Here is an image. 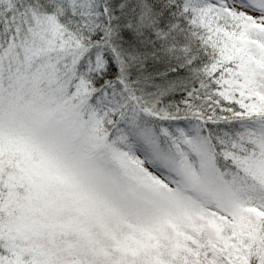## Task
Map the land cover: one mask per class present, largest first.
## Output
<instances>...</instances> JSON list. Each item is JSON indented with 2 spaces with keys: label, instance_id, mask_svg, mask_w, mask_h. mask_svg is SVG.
<instances>
[{
  "label": "snow or ice",
  "instance_id": "1",
  "mask_svg": "<svg viewBox=\"0 0 264 264\" xmlns=\"http://www.w3.org/2000/svg\"><path fill=\"white\" fill-rule=\"evenodd\" d=\"M121 7L0 0V264H264V0ZM121 29L191 78L138 87Z\"/></svg>",
  "mask_w": 264,
  "mask_h": 264
},
{
  "label": "trees",
  "instance_id": "2",
  "mask_svg": "<svg viewBox=\"0 0 264 264\" xmlns=\"http://www.w3.org/2000/svg\"><path fill=\"white\" fill-rule=\"evenodd\" d=\"M98 9L103 10L105 7L111 9L113 14L116 15H128V11L126 8H122L121 5L125 3V0H97ZM198 3L204 4L207 0H197ZM133 3L136 7L132 8L131 11L138 15L139 8V0H133ZM177 5L182 6L184 0H176ZM179 9L173 5L168 9L169 20L171 22H180L182 26H186V21L178 15ZM131 32L127 29H121L118 33L116 40L114 43L120 50L122 55H139L141 57V64L134 65L136 67L134 73H132L133 78L139 76L142 80H152L158 82L160 85H169L175 84L179 86V82L183 80H187L191 78V68L192 66H184L183 58H177L175 56H171L168 54L157 53L155 56L152 54H145L141 51L140 48L130 42ZM183 39L181 43H190V52L189 55H194L198 52V45L193 41L189 42L188 33L185 31L182 34ZM142 43H150L153 42L151 37L142 38ZM102 53L105 59L110 61V67L116 71L118 68L116 66L115 60L113 56L109 55L106 52L105 47L101 48ZM196 62H193V66H195ZM133 66V67H134ZM138 81V79L136 80ZM139 82V81H138ZM141 84V83H139ZM140 88H143L141 85H137Z\"/></svg>",
  "mask_w": 264,
  "mask_h": 264
},
{
  "label": "bare ground",
  "instance_id": "3",
  "mask_svg": "<svg viewBox=\"0 0 264 264\" xmlns=\"http://www.w3.org/2000/svg\"><path fill=\"white\" fill-rule=\"evenodd\" d=\"M106 49V52H108L109 55L113 56L112 52H111V49L110 48H107L105 47ZM137 64H141V62L139 61ZM137 64H135L137 66ZM136 67H132L129 69V79L136 82L137 85H143L141 87H143L142 89L145 90V91H151L153 90L157 85H160L158 82H155V81H152L151 79L150 80H142L141 78H139V76L137 77H134L133 78V75L132 73H134ZM138 79V81H136ZM141 83V84H139Z\"/></svg>",
  "mask_w": 264,
  "mask_h": 264
},
{
  "label": "rangeland",
  "instance_id": "4",
  "mask_svg": "<svg viewBox=\"0 0 264 264\" xmlns=\"http://www.w3.org/2000/svg\"><path fill=\"white\" fill-rule=\"evenodd\" d=\"M101 52H102V50H101ZM116 72V74H118V69L115 71ZM130 77V76H129Z\"/></svg>",
  "mask_w": 264,
  "mask_h": 264
}]
</instances>
